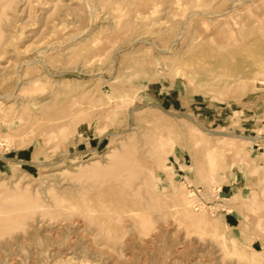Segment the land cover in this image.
I'll use <instances>...</instances> for the list:
<instances>
[{"label": "rangeland", "instance_id": "rangeland-1", "mask_svg": "<svg viewBox=\"0 0 264 264\" xmlns=\"http://www.w3.org/2000/svg\"><path fill=\"white\" fill-rule=\"evenodd\" d=\"M263 152L264 0H0V264H264Z\"/></svg>", "mask_w": 264, "mask_h": 264}, {"label": "bare ground", "instance_id": "bare-ground-1", "mask_svg": "<svg viewBox=\"0 0 264 264\" xmlns=\"http://www.w3.org/2000/svg\"><path fill=\"white\" fill-rule=\"evenodd\" d=\"M195 60H196V59H195ZM197 62H198V61H197ZM219 190H220V189H219ZM193 202H194V201H193ZM193 202H192V203H193ZM205 222H206V221H205ZM209 222H210V223L207 224V227H208L210 230L215 229V228H216V223H215V222H211V221H209ZM149 225H150V224H149ZM226 225H227V224H226ZM198 227H199V226H198ZM201 230H202V229H201ZM185 232H186V230H185ZM191 233H192V232H191ZM199 234H200V233H199ZM207 235H208V234H207ZM207 235H206V236H207ZM210 238H211V237H210ZM205 239H206V238H205ZM214 239H215V238H214ZM222 241H223V238H222V240H221V243H222ZM218 242H219V240H218ZM218 242H217V243H218ZM224 242H225V241H224ZM226 242H227V241H226ZM226 242H225V243H226ZM180 243H181V242H180ZM228 243H229V242H228ZM227 245H228V244H227ZM215 246H217V245H215ZM218 246H219V245H218ZM218 246H217V247H218ZM221 246H222V245H221ZM221 246H220V247H221ZM179 247H180V246H179ZM213 247H214V246H213ZM223 248H224V247H223ZM234 248H236V247H234ZM178 249H179V248H178ZM180 251H181V250H180ZM217 251H219V250H217ZM182 252H183V251H182ZM184 252H185V251H184ZM224 252H225V249H224ZM224 252H223V253H224ZM233 255H234V254H233ZM233 255H232V257H233ZM230 257H231V255H230ZM232 257H231V258H232ZM230 260H231V259H230ZM82 264H83V263H82Z\"/></svg>", "mask_w": 264, "mask_h": 264}, {"label": "crops", "instance_id": "crops-1", "mask_svg": "<svg viewBox=\"0 0 264 264\" xmlns=\"http://www.w3.org/2000/svg\"><path fill=\"white\" fill-rule=\"evenodd\" d=\"M263 156V158H264V152L263 153H261V157ZM236 195H238V196H240V192H238V193H236V194H234V195H231V194H229V198H230V200H233L234 199V196L236 197ZM236 200V199H235ZM264 203V199L263 200H261V205ZM231 210V208H228V210L227 211H230ZM225 221V220H224ZM225 224H227L226 222H225ZM227 226L229 227V228H233V227H235V226H229L228 224H227ZM261 228H262V230H263V232H264V227H262L261 226Z\"/></svg>", "mask_w": 264, "mask_h": 264}, {"label": "built area", "instance_id": "built-area-1", "mask_svg": "<svg viewBox=\"0 0 264 264\" xmlns=\"http://www.w3.org/2000/svg\"><path fill=\"white\" fill-rule=\"evenodd\" d=\"M192 194L195 196L194 192H192ZM194 198H195L194 204H195V206H198L199 203H201V202L199 201L198 197L195 196Z\"/></svg>", "mask_w": 264, "mask_h": 264}]
</instances>
